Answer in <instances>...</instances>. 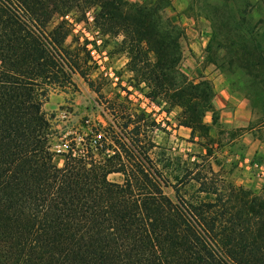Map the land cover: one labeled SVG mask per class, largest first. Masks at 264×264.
I'll return each mask as SVG.
<instances>
[{
    "label": "trees",
    "instance_id": "16d2710c",
    "mask_svg": "<svg viewBox=\"0 0 264 264\" xmlns=\"http://www.w3.org/2000/svg\"><path fill=\"white\" fill-rule=\"evenodd\" d=\"M254 5L264 16V0L209 2L208 20L209 42L224 48L220 66L241 72L255 117L248 125L259 130L264 20L252 23ZM92 6L94 26L103 35H121L133 86L178 106L177 124L205 140L198 142L202 154L151 157L156 144L143 130L144 112L124 102L112 108L121 122L115 118L53 149L57 136L43 109L50 92L74 86L75 71L93 86L80 71L77 50L64 44L71 28L65 15ZM178 46L134 0H0V264H264V195L206 164L203 116L210 112L211 124L218 118L213 88L205 78L174 84Z\"/></svg>",
    "mask_w": 264,
    "mask_h": 264
},
{
    "label": "rangeland",
    "instance_id": "374dc122",
    "mask_svg": "<svg viewBox=\"0 0 264 264\" xmlns=\"http://www.w3.org/2000/svg\"><path fill=\"white\" fill-rule=\"evenodd\" d=\"M134 1L143 3L150 10L156 27L168 39L178 40L177 52L180 57L171 72L176 86L189 81L198 82L203 78L211 82L209 76L215 72L216 76L222 77L243 96L250 112L241 72H230L226 65L220 66L224 48L218 46L215 40L209 42L211 28L208 3L217 0ZM96 10L92 6L84 13H69L71 28L64 44L77 50L80 71L92 80L93 86L89 87L85 77L75 71L72 76L74 86L55 88L50 92L43 109L57 136L53 149H61L60 144L64 140H80L90 128L103 130L120 116L118 113L114 117L112 108L117 109L124 102L132 112H141L143 104L149 106L150 111L143 115L147 123L143 130L156 144L150 150L151 157L158 160L179 156L185 160L188 159V153L202 154L204 149L198 142L205 140L197 134L194 138L190 137L188 129L177 124L178 106L170 107L156 100L151 102L144 97L141 84L133 86L134 80L126 68L127 56L118 46L121 35H103L88 19ZM252 10L248 13H252V23L260 16L264 20L262 11L257 10L256 5ZM57 19L55 16L48 28ZM259 26L264 33V22L259 23ZM123 86L130 89L129 94L126 95L121 89ZM253 118L254 115L250 114V120ZM118 120L121 122L120 118ZM208 125L207 143L210 151L205 158L206 164L218 171L224 180L254 194L264 195V141L261 139L264 129L255 130L249 128L248 124L241 127L221 126L218 123ZM54 158L58 165L62 164L61 152H57ZM108 178L118 181L121 177L118 173H110ZM166 190L172 193L170 187Z\"/></svg>",
    "mask_w": 264,
    "mask_h": 264
},
{
    "label": "crops",
    "instance_id": "0c3cea01",
    "mask_svg": "<svg viewBox=\"0 0 264 264\" xmlns=\"http://www.w3.org/2000/svg\"><path fill=\"white\" fill-rule=\"evenodd\" d=\"M189 29L192 30L190 27ZM195 42L197 43V41ZM202 76H205L204 73H202ZM209 78L212 79L213 96L211 104L218 115L217 123L228 127H241L248 124L250 112L243 96L235 91L222 77L216 76L215 72H212ZM203 120L206 123H211V113L206 112ZM184 128L188 129V135H190V128ZM194 137H196V134Z\"/></svg>",
    "mask_w": 264,
    "mask_h": 264
},
{
    "label": "built area",
    "instance_id": "2783aa9c",
    "mask_svg": "<svg viewBox=\"0 0 264 264\" xmlns=\"http://www.w3.org/2000/svg\"><path fill=\"white\" fill-rule=\"evenodd\" d=\"M92 17H93V15H90V16H88V19L92 22ZM65 18L70 22V24H71V19H70V17H69V14H66L65 15ZM93 23V22H92ZM124 87V86H123ZM127 90H129L130 91V89H128V88H126ZM145 98H147L148 100H150L151 102L153 101V100H151V99H149L148 97H146V96H144ZM142 106V111L143 112H149L150 111V109H149V106L147 105L146 106V104H143V105H141ZM61 145V149H64V147H65V145H66V142H63V143H61L60 144ZM59 150V149H58ZM258 164L256 163L255 164V166H257Z\"/></svg>",
    "mask_w": 264,
    "mask_h": 264
}]
</instances>
